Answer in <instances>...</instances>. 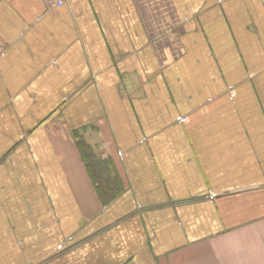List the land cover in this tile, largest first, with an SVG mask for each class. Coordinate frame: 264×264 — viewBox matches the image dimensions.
I'll use <instances>...</instances> for the list:
<instances>
[{"label": "crops", "instance_id": "0c3cea01", "mask_svg": "<svg viewBox=\"0 0 264 264\" xmlns=\"http://www.w3.org/2000/svg\"><path fill=\"white\" fill-rule=\"evenodd\" d=\"M0 264H264V0H0Z\"/></svg>", "mask_w": 264, "mask_h": 264}, {"label": "trees", "instance_id": "16d2710c", "mask_svg": "<svg viewBox=\"0 0 264 264\" xmlns=\"http://www.w3.org/2000/svg\"><path fill=\"white\" fill-rule=\"evenodd\" d=\"M78 147H79V150L82 152L83 156H84V159H86V163L88 165V168L90 170V172L93 174H95V168L91 166V163H90V160H91V157L90 155L88 154V151H87V146L81 144V143H78ZM99 196L101 197L102 201L103 202H108L109 200H111L115 195L113 193H104L103 192V189H99Z\"/></svg>", "mask_w": 264, "mask_h": 264}, {"label": "built area", "instance_id": "2783aa9c", "mask_svg": "<svg viewBox=\"0 0 264 264\" xmlns=\"http://www.w3.org/2000/svg\"><path fill=\"white\" fill-rule=\"evenodd\" d=\"M57 5H61V3L59 2ZM177 121L179 123H185L186 122V119L185 118H178ZM208 197H209V199H213L215 196L214 195H209Z\"/></svg>", "mask_w": 264, "mask_h": 264}]
</instances>
